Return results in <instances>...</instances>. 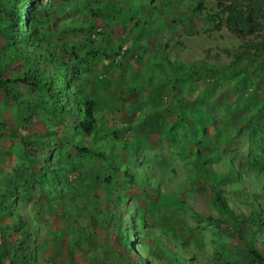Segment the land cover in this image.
Segmentation results:
<instances>
[{"label":"trees","instance_id":"16d2710c","mask_svg":"<svg viewBox=\"0 0 264 264\" xmlns=\"http://www.w3.org/2000/svg\"><path fill=\"white\" fill-rule=\"evenodd\" d=\"M112 25L123 29L120 39L130 43L125 51L123 43L114 44ZM223 28L240 41L230 65L172 60L169 41L165 54L154 51L156 40L163 44L180 31L212 37ZM0 35V156L20 161L12 172L0 168V264H108L109 251L113 264H198L188 239L193 232L167 207L174 206L171 197L185 204L187 193L206 195L220 212L213 228L218 251L237 235L251 264H264V0H0ZM9 57L28 67L5 77ZM125 60L141 65L143 73L135 70L126 81ZM94 61L117 68V85L109 68L100 82L97 73L83 70ZM223 77L238 98H222ZM182 80L189 84L178 89ZM195 80L210 83L197 97ZM165 90L174 93L170 99ZM131 100L143 113L135 127L157 134L156 141L124 137V129L108 124L106 109L136 117ZM12 110L22 118L20 127L5 119ZM38 123L43 129L33 131ZM242 137L251 149L245 158L231 149ZM79 164L94 171L83 172ZM72 171L81 183L69 180ZM181 172L184 181L176 185L173 178ZM37 192L31 214H24ZM102 198V210L91 214L88 206L95 210ZM231 203L250 213L236 214ZM123 208L136 214L140 251L149 262L133 254L121 231ZM52 217L65 223L63 229H54Z\"/></svg>","mask_w":264,"mask_h":264},{"label":"rangeland","instance_id":"374dc122","mask_svg":"<svg viewBox=\"0 0 264 264\" xmlns=\"http://www.w3.org/2000/svg\"><path fill=\"white\" fill-rule=\"evenodd\" d=\"M43 4L48 3V0H42ZM183 13H186L188 15V11L186 10H180ZM188 17V19H193L194 17L191 16H186ZM101 23L100 21H98V24ZM111 28H114V44L115 45H119L121 43L124 44L123 46V51L125 48H127L128 46H130V43L123 41L122 39H120L121 37L123 38L124 36V31L123 29L118 26V25H112ZM180 31V30H179ZM214 36L209 37L207 35H189L187 33H183V31H180L178 34L175 35L174 38H164L163 39V44H160L159 41L156 40L155 43V50L154 51H162L160 54H165L166 52V48H165V43H169V47H170V52H169V56L172 60L178 58L179 56L181 57V60H185L186 62H195V61H202L203 59H207L209 63H213V64H219V65H230L232 58H231V54L234 52V50L237 49L240 41L233 36L230 32L227 31L226 28H223L220 31H214L213 32ZM93 39L96 41V44H100L101 43V37H99V35H97L96 33L93 35ZM159 39V38H158ZM0 41H4L2 36L0 35ZM159 43V44H157ZM116 46V47H117ZM113 47V46H112ZM131 56V54H130ZM21 61H12V58L9 57L5 60L4 62V69L6 70L5 73V77H12L15 76L16 74L13 73L14 70H16L15 72H22L24 69H26L28 66L26 64H22ZM105 62H96L94 61L92 64H87L84 65L82 64V67L84 68L83 70H86L88 72H90L91 74L93 73H97L98 74V81H102V78L104 77V74H102L101 72L104 71V69L109 68L112 71L115 72V76L110 78V80L113 82L114 85H117V81H118V70L117 68H113L110 67L111 65L108 64L107 66H105ZM124 74L126 75V81L129 80L130 76L133 74V72L135 70H142V66L139 64H136L135 61H131L127 63V60L124 61ZM14 74V75H13ZM111 75V72L109 73V76ZM200 80H195V82L193 83V88L195 87V93L194 96H200L203 95L204 91H206L205 89L208 87V85L210 84L208 81L207 82H198ZM189 84V82L186 81H179L177 83L178 89L181 88H186V86ZM95 87H97L96 84H94ZM217 87H219V84H216ZM220 85H221V90L222 93V98L223 99H227L228 96L233 95V99H236V97L238 98V94L235 93L232 89V82H230L229 79H227L226 77H223L220 81ZM211 87H213V85L211 84ZM178 89L176 92H178ZM219 89V88H218ZM24 91H31V93L33 91L32 87H27L24 89ZM165 92H167L165 90ZM175 92V93H176ZM114 93V92H113ZM168 93V92H167ZM174 94V93H173ZM173 94L168 93L167 95H170V97L168 99H170ZM115 95V94H113ZM236 95V96H234ZM224 96V97H223ZM5 97L3 95H0V100L4 101ZM166 100L167 102H169V100ZM232 99V100H233ZM113 101L111 102V105L113 106L114 109H117L118 106V97L112 99ZM102 101V99H101ZM223 101H228V100H223ZM35 102V100H34ZM103 102V101H102ZM225 105H227V103H224ZM160 107V105H158ZM162 107V106H161ZM227 108V107H226ZM225 110V109H224ZM104 113L106 114V119L109 125L111 124H115L117 126H119L123 132L122 135H124V137H129V138H138V136L142 135L144 136V139L148 140L149 143H152V141H156L159 136L157 134H152L150 135L149 133L144 134L143 130H140L139 127H135L136 123H139L138 121L141 120V117L143 115V113L140 112H136V117L134 116L133 120H132V115L129 113V110H127L126 112H120V111H116V113H112L110 114L109 110L106 109L104 111ZM7 114V113H6ZM36 117V116H35ZM171 118H174L175 115H171ZM37 118V117H36ZM5 119L7 120L8 124L11 127H20V120H22V118H20V114H16L14 110H12V113L9 112L8 115H5ZM35 119V118H33ZM131 120V121H130ZM174 120V119H173ZM218 125H221V118L219 117L217 120ZM134 126L135 128L129 129L126 132V128L128 126ZM43 124L42 123H38L35 125V128L33 131H37V128H41L43 129ZM138 129V130H137ZM11 139H7L4 143L5 148H9L11 146ZM151 148V147H150ZM163 149V148H162ZM232 151L235 150L237 152H239L244 158L245 157H249L251 149H250V145L248 140L246 139V137H242V138H238L236 141H234V143L232 144L231 147ZM258 150V149H257ZM159 151V150H158ZM163 155H165V157H168L169 154L167 152L166 149L162 150L161 152ZM5 158V159H4ZM20 161L18 159V157H16L15 155L12 156H0V168H3V170L6 173L12 172V168L15 165H19ZM78 168L82 167V171L85 172L88 168L89 165L88 164H79L77 165ZM92 169V171H94V168H89V170ZM80 173L78 171H72V173L69 176V180H71L72 182L75 183V181L77 183H81L82 179L79 175ZM183 173H178L176 174V176H174L173 180L175 181V184L178 185L180 184L182 181H184V177L182 175ZM88 178V176H87ZM89 179V178H88ZM70 181V182H71ZM38 193V192H37ZM187 201L184 204L183 202H181L180 200H176L174 197L171 199L173 200V205L174 206H167L168 208H170L168 211H172L173 215L176 216L178 219H181L180 221L182 222H186L188 230L193 232L192 237L190 238V236L188 237L190 244L192 245V249L193 251H195V255L200 259L198 261V264H222V262L225 261H230L231 264H251V255L249 254V248L247 246V244L245 242H243V240L241 238H239L237 235L230 237L227 241L226 244L220 245L218 243V246L220 245L221 249L220 251L217 250L216 248V232H214V226L217 225L216 220L219 219V217L221 216L220 212L216 211V210H212L211 207L208 204V197L203 194H193V196H190V193H187ZM38 197H40V193H38L37 197L33 198L30 200V202H28L27 204H25L24 208H23V213L26 215L31 214L32 211V204L34 201L38 200ZM104 200H106V198H102L99 201L96 200L95 204V210L94 208H90L88 206V210L89 212L92 213H99V211L102 210L103 206V202ZM150 201V200H149ZM170 201L169 198H167L168 202ZM131 202H128V205H130ZM163 204V202H162ZM164 205V204H163ZM166 206V205H165ZM230 207L234 210V212L236 214H239L240 212H245L246 214L250 213V209L246 208L243 209L241 207H237L236 204L231 203ZM184 210H188L189 212H191L190 214L185 213ZM126 211V210H124ZM81 212V211H80ZM82 213V212H81ZM120 214H122V212H120ZM191 214L196 215L191 217ZM211 217L214 219H211ZM122 218V217H121ZM199 218H203L206 221H208V224H200ZM52 223L53 226L55 227L54 229L57 228H61L63 229L64 224L62 222V220L52 217ZM91 223V221H90ZM119 223H120V228L121 231L123 232V228H122V224L120 222L119 219ZM190 232V233H191ZM111 233V238L113 236V240L115 242V237L117 236L116 232H110ZM188 234V231L186 232ZM198 234V236L196 235ZM264 236V234H263ZM104 237V234L101 233H97V238L99 240H102V238ZM198 238L199 241L195 243V239L194 238ZM61 242V241H60ZM261 242V241H260ZM258 241L255 242V245L262 249V243H260ZM38 244V243H37ZM34 245V247L37 246ZM117 244V243H116ZM135 244V251L136 252H140L142 254V252L140 251L141 248L140 246H137L136 242H134ZM175 244H173L174 246ZM50 246H55V243L51 242ZM117 247H119V245H116ZM223 246V247H222ZM59 248H63V246H61L60 244H58ZM180 249H182V247H180ZM189 251V249H188ZM191 251V250H190ZM223 251L224 256L222 257L221 252ZM63 253H64V249H63ZM62 253V254H63ZM143 255V254H142ZM108 256H112V252L109 251L108 252ZM40 257H42V254H40ZM108 258L107 263L108 264H113V262H115V257L112 258ZM226 257L228 260H226ZM80 257H78L79 259ZM225 258V260H224ZM118 260V259H117ZM122 263H124V261H122L121 259L119 260ZM83 264H87L85 262H83ZM137 264V263H135ZM141 264V263H139Z\"/></svg>","mask_w":264,"mask_h":264},{"label":"clouds","instance_id":"9594fccd","mask_svg":"<svg viewBox=\"0 0 264 264\" xmlns=\"http://www.w3.org/2000/svg\"><path fill=\"white\" fill-rule=\"evenodd\" d=\"M125 49H124V51H125ZM138 71L143 73L144 68L142 70H140V67H139ZM131 76H133V75H131ZM135 101H137V100H131L130 104L135 103L137 109H139L138 112H140L142 110L140 102L139 101L135 102ZM130 139H134V138H130ZM124 210H126V209L123 208L121 210V212H122L121 224H122L123 231L125 232L126 241L129 244V247L133 251L134 255L138 256L140 259L142 258V259L147 260L149 262L150 259L148 258V256L144 252H143L144 255H142L139 251L138 252L135 251L136 247H135L134 242H136L137 246H140L141 251L144 250L142 248L141 242H139V240L137 238L138 237L137 236L138 230L135 227L136 226V214L134 212H131L130 210H126V211H124ZM134 233H135V235H134ZM172 244H175V247L177 245V243H173V242H172ZM180 250H182V249H180ZM185 251H187L189 253L190 250L188 251V249H186ZM188 256L193 257L191 254H188ZM149 264H153V263L150 262Z\"/></svg>","mask_w":264,"mask_h":264},{"label":"bare ground","instance_id":"6f19581e","mask_svg":"<svg viewBox=\"0 0 264 264\" xmlns=\"http://www.w3.org/2000/svg\"><path fill=\"white\" fill-rule=\"evenodd\" d=\"M143 254V253H142ZM144 255V254H143Z\"/></svg>","mask_w":264,"mask_h":264}]
</instances>
